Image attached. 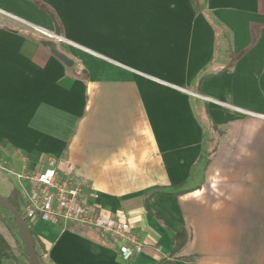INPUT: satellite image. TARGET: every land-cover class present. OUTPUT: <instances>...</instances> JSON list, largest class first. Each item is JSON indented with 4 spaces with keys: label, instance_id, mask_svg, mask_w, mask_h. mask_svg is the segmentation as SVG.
<instances>
[{
    "label": "crops",
    "instance_id": "1",
    "mask_svg": "<svg viewBox=\"0 0 264 264\" xmlns=\"http://www.w3.org/2000/svg\"><path fill=\"white\" fill-rule=\"evenodd\" d=\"M36 2L0 0V196L55 159L144 244L35 221L44 264H264V0Z\"/></svg>",
    "mask_w": 264,
    "mask_h": 264
},
{
    "label": "built area",
    "instance_id": "2",
    "mask_svg": "<svg viewBox=\"0 0 264 264\" xmlns=\"http://www.w3.org/2000/svg\"><path fill=\"white\" fill-rule=\"evenodd\" d=\"M56 165L54 159L50 161V167L40 172L8 173L22 197L21 215L26 224L31 226L35 221L77 224L112 239L118 255L124 259L140 254L144 244L133 231L127 216L123 213L112 215L91 205L85 196L86 184L71 174L61 173Z\"/></svg>",
    "mask_w": 264,
    "mask_h": 264
},
{
    "label": "trees",
    "instance_id": "3",
    "mask_svg": "<svg viewBox=\"0 0 264 264\" xmlns=\"http://www.w3.org/2000/svg\"><path fill=\"white\" fill-rule=\"evenodd\" d=\"M35 4H38L36 2V0H32ZM192 4L195 8L196 11H201V8L199 6V0H191ZM38 7L46 14H48L51 18L54 19V15L48 10V8L46 7H42L40 4H38ZM21 214H22V206L23 203L21 202V198L18 192H13V196L9 199H7ZM0 210L4 211L13 221V223L16 226L15 220L13 218V216L2 206H0ZM28 225V224H27ZM17 228V227H16ZM29 228V232L31 234V238H32V242L37 254V257L39 258V261L41 262V264H44V260H45V256L43 255L44 253V247L41 244L39 238L37 237L36 233L34 232V230L32 229V226L28 225ZM18 231V229H17ZM188 241V236L185 232H183L182 234H178L175 235L174 238V251L171 257H174L177 253H179L181 251V249L184 248V246L186 245ZM10 250L9 245L7 244V242L5 241V239L3 238L2 235H0V260H11L8 251ZM22 258L25 259L27 262V258L25 256V251H24V246H23V252L21 254ZM167 262L164 261L160 264H166Z\"/></svg>",
    "mask_w": 264,
    "mask_h": 264
},
{
    "label": "rangeland",
    "instance_id": "4",
    "mask_svg": "<svg viewBox=\"0 0 264 264\" xmlns=\"http://www.w3.org/2000/svg\"><path fill=\"white\" fill-rule=\"evenodd\" d=\"M4 23V22H3ZM15 24V23H14ZM10 23V25L23 30L27 34L31 36H42L43 38H51L53 44L62 45L59 40L56 38L50 37L49 35L44 36L41 30H37L36 28H29L25 24L24 25H14ZM62 51L64 49H61ZM65 51V50H64ZM0 235L3 236L5 241L10 247L8 254L16 264H28V262L22 258L21 254L23 252V243L20 238L19 232L11 218L2 210H0Z\"/></svg>",
    "mask_w": 264,
    "mask_h": 264
},
{
    "label": "water",
    "instance_id": "5",
    "mask_svg": "<svg viewBox=\"0 0 264 264\" xmlns=\"http://www.w3.org/2000/svg\"><path fill=\"white\" fill-rule=\"evenodd\" d=\"M55 24V32L51 34L52 37L61 39V30L57 23L54 21ZM55 51V49L53 48ZM56 52V51H55ZM61 59L65 60V62L69 65H73L72 62H70L66 56L57 54ZM0 206L5 208L14 218L16 227L18 229L20 238L22 240L25 256L28 260V264H41L39 261V258L37 257L31 234L29 232L28 225L26 224L25 220L23 219L21 213L4 197L0 196Z\"/></svg>",
    "mask_w": 264,
    "mask_h": 264
},
{
    "label": "bare ground",
    "instance_id": "6",
    "mask_svg": "<svg viewBox=\"0 0 264 264\" xmlns=\"http://www.w3.org/2000/svg\"><path fill=\"white\" fill-rule=\"evenodd\" d=\"M42 32H44V31H42Z\"/></svg>",
    "mask_w": 264,
    "mask_h": 264
}]
</instances>
